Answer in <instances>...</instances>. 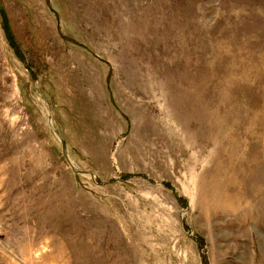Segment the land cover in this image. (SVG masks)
I'll list each match as a JSON object with an SVG mask.
<instances>
[{
  "label": "rangeland",
  "instance_id": "rangeland-1",
  "mask_svg": "<svg viewBox=\"0 0 264 264\" xmlns=\"http://www.w3.org/2000/svg\"><path fill=\"white\" fill-rule=\"evenodd\" d=\"M0 6V264H264V0Z\"/></svg>",
  "mask_w": 264,
  "mask_h": 264
},
{
  "label": "trees",
  "instance_id": "trees-1",
  "mask_svg": "<svg viewBox=\"0 0 264 264\" xmlns=\"http://www.w3.org/2000/svg\"><path fill=\"white\" fill-rule=\"evenodd\" d=\"M0 18L2 20V28L4 29L5 33L9 36L7 41L9 45H11L13 48L16 46L15 42L12 39V36L9 34L10 25L8 23L7 16L5 12H3V8L0 6Z\"/></svg>",
  "mask_w": 264,
  "mask_h": 264
},
{
  "label": "water",
  "instance_id": "water-1",
  "mask_svg": "<svg viewBox=\"0 0 264 264\" xmlns=\"http://www.w3.org/2000/svg\"><path fill=\"white\" fill-rule=\"evenodd\" d=\"M60 143H61L63 152H65V142L60 139ZM64 157L70 163V165L73 166L72 163L69 161L68 156L66 154H64Z\"/></svg>",
  "mask_w": 264,
  "mask_h": 264
}]
</instances>
